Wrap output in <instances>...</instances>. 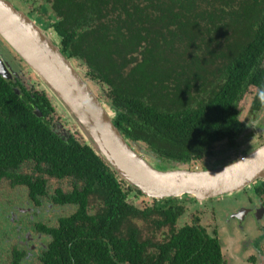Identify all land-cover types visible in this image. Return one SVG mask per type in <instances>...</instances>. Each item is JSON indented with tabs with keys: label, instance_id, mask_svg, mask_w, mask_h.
I'll return each instance as SVG.
<instances>
[{
	"label": "trees",
	"instance_id": "trees-1",
	"mask_svg": "<svg viewBox=\"0 0 264 264\" xmlns=\"http://www.w3.org/2000/svg\"><path fill=\"white\" fill-rule=\"evenodd\" d=\"M39 10L54 19L35 20L54 30L65 56L102 85L122 134L168 168L220 143L235 146L247 127L239 103L251 86L258 92L250 112L264 106V0H44ZM198 34L210 37L201 53L169 56L170 42ZM21 89L0 74V181L26 186L41 203L49 179L67 180L71 190L59 187L54 198L76 206L46 227L54 238L42 264H222L217 238L198 223H178L194 196L137 204L134 195L145 193L91 145L54 129L46 91ZM244 189L264 194V179Z\"/></svg>",
	"mask_w": 264,
	"mask_h": 264
},
{
	"label": "water",
	"instance_id": "water-1",
	"mask_svg": "<svg viewBox=\"0 0 264 264\" xmlns=\"http://www.w3.org/2000/svg\"><path fill=\"white\" fill-rule=\"evenodd\" d=\"M0 35L37 74L39 89L46 91L54 106L58 104L77 124L85 142L148 197L190 195L205 200L234 194L264 178V144L216 167H155L139 152L141 145L122 134L113 121V108L96 94L73 60L65 56L50 29L39 25L12 1L0 0ZM0 74L7 79L13 76L10 63L2 56ZM16 92L20 93L19 88ZM36 113L42 115L39 109Z\"/></svg>",
	"mask_w": 264,
	"mask_h": 264
},
{
	"label": "flooded vegetation",
	"instance_id": "flooded-vegetation-1",
	"mask_svg": "<svg viewBox=\"0 0 264 264\" xmlns=\"http://www.w3.org/2000/svg\"><path fill=\"white\" fill-rule=\"evenodd\" d=\"M12 1L17 7L24 10L17 1ZM26 12L33 16L34 19L42 15L39 9L38 14L33 9ZM41 17L44 21H48V15L47 18L45 15ZM39 25L45 27L43 23H39ZM48 28L51 29V27ZM5 43L7 44L0 36V56L10 63L13 70V76L9 79L10 83L15 90L19 88L20 93L23 92L21 89L22 87L23 89H32V87L37 89V82H33L35 79H32V76L29 75L31 69L27 65L15 63V59L12 56L14 50L10 49ZM72 60L73 62L78 61L79 65L85 67L77 58H73ZM252 87L255 88L253 91L251 90ZM249 91L253 94L250 104L252 108L253 100L258 92V87L253 85L246 93ZM254 110L255 111L252 113L249 111L250 116L248 121L256 123V127L251 129H253L256 135H258V131L264 134V106ZM242 114L241 111L240 117H242ZM64 125L63 122L60 124V122L56 123L53 121L54 129L61 136L64 138H68L71 135L75 136L71 131H67ZM247 129L248 127H246L244 132L237 138L235 146L231 147L227 143H220L214 148L213 154L206 155L199 160L207 159L206 161H210L211 165L218 164V161L224 162L222 155L227 152H230V155L227 157H238L237 153L240 150L243 149L242 151L247 154L264 144L263 141L259 145L248 149L249 147H246V145L249 144L248 140L250 138L244 135ZM220 145H226L227 148L224 149L223 147H219ZM28 164L29 163H24L21 170L25 171L24 168ZM205 164L204 162V165ZM6 179L9 178L5 177L0 181V191L1 185ZM9 180L10 184L15 188V193H12V195L11 193L3 194L0 202V264H42L50 250V245L54 238L51 231L47 230L46 227H55L60 217L69 216L71 213L50 216L49 214L53 209L65 206L55 200L53 195L54 191L50 190L49 194L45 195L41 203H36L28 194L26 186L19 185L25 187L24 189L16 188L18 185L13 184L12 179ZM71 188L72 185L70 186L68 183L67 190L69 191ZM242 194V200H230L231 202L229 203L227 212L212 207L211 202H221L229 199L213 197L199 202L204 208L206 206V209L210 210L213 215V219L209 225H207L208 222L204 221L201 214H193L191 221L182 222L183 217L188 214L192 204L196 209L194 205H196L198 200L194 197H187L185 198L186 210L183 215L179 217L178 223H186L189 225L198 223L207 230L210 237L217 238L221 243L222 264H264V194H255L249 189L242 190ZM134 197L137 202L139 198L147 196L140 195L137 197L135 194ZM209 200L211 202H207ZM12 206H16V211L14 213L11 210ZM29 206H33L34 211ZM66 206L73 208V206L69 204H66ZM230 215L232 216L230 217ZM223 216H229V221H226ZM206 264H208V260Z\"/></svg>",
	"mask_w": 264,
	"mask_h": 264
},
{
	"label": "rangeland",
	"instance_id": "rangeland-1",
	"mask_svg": "<svg viewBox=\"0 0 264 264\" xmlns=\"http://www.w3.org/2000/svg\"><path fill=\"white\" fill-rule=\"evenodd\" d=\"M19 3V5L22 6V8L26 11H29L31 9H33L37 14H38V9L44 5V0H15ZM41 13V12H40ZM45 15V14H42ZM46 16V15H45ZM34 18V17H33ZM47 18V16H46ZM51 19V21H54V19ZM50 32L52 33L53 36H55V38L59 41L58 36L56 35V33L54 32L53 29H50ZM201 33H204V30L200 31ZM1 36V35H0ZM182 37V39H179L178 37L175 39L174 43L171 45V42L168 44L169 46H171V52L169 53V51L167 50L166 53H169V56H175L178 57L176 59H183L182 55H183V51H185V58H188L187 60L190 61V59H192L195 56V48L199 51V53H201V50L198 49V45H205L209 42V35L207 34H198L196 36H193L194 39H192L191 41H188V39H186V37L184 35H180ZM2 37V36H1ZM3 38V37H2ZM4 39V38H3ZM5 40V39H4ZM6 41V40H5ZM7 42V41H6ZM6 44V43H5ZM10 49H13L11 45H9V43L7 42L6 44ZM8 49V50H10ZM14 50V49H13ZM15 59V63L18 64H22V65H27V63L17 54V52L14 50L13 51V55H12ZM78 61H74L75 66H77V68L79 69V71L81 72V74L84 76V78L90 83V85L92 86V88L94 89V91L96 92V94H98L103 100V87L102 85L98 84L97 82L93 81L92 79H90L87 75V68H85L82 65L78 64ZM149 64V63H148ZM28 66V65H27ZM192 66V65H191ZM193 67V66H192ZM30 76H32V79H35L33 82H37L36 84V88L39 89V77L37 76V74L35 72H33L32 70L29 73ZM38 80V81H36ZM255 88H251V90L253 91ZM252 92L249 91L248 93L245 94V96L242 98L241 102L239 103V106L241 108L242 111V120H247V127L248 129L245 132V136H249V144L246 145V147L253 148L257 145H259L260 143H262L264 141V134H262L261 131H258V135H256L253 131V129L251 128H255L256 127V123L255 122H249L248 118L250 116V108H251V100H252ZM105 101V100H104ZM57 104V103H56ZM264 113V112H263ZM262 113V114H263ZM263 116V115H261ZM53 121L56 123L61 124V122H63L65 125V129L67 131H71V133H73L81 142L85 141V137L83 136V134L81 133L80 129L78 128L77 124H75V122L68 117V115H66L64 112L61 111L60 106L57 104L56 105V112L53 114ZM141 145V144H140ZM140 147V146H139ZM219 147H223L224 149L227 148L226 145H220ZM139 149V152L145 157L147 158L150 162L154 163V166L157 168H161V169H165L168 168V166L166 165H161L160 162H158L157 160L154 159L153 157V153H151L146 147H144V145H141ZM243 150V149H242ZM240 150L237 155L240 157L242 155H245L246 152ZM244 152V153H243ZM233 153V152H231ZM230 155V152H227L225 154L222 155V159L224 160V162H217L218 164H213L211 165L210 161H206L205 160H194L188 164H175V166L171 167V168H188V169H192V170H196V169H204V168H209V167H216V166H220V165H225L228 163V161H230L232 159V157H227ZM204 162L206 163L204 165ZM24 170L30 171L32 172V167H30V164L26 165V167L24 168ZM49 187L50 190L54 191L55 189L62 187L64 188V190L68 189V182L67 180H56V179H49ZM16 188H25L23 186H16ZM8 193H15V188L10 184V180L6 179L3 184L1 185V191H0V202L1 199L3 197V194H8ZM247 196V195H246ZM219 197H223L225 199H229V200H224L221 202H217L214 201L211 202L210 200L207 202H211V206L212 207H216L217 209H219L220 211H228V207H229V203L231 202L230 200L232 199H239L242 200L243 198V194L242 191L236 192L234 194H226L223 196H219ZM217 198V197H214ZM151 198H147V197H141L138 199L137 204L141 205V206H145V205H149L150 203H152ZM202 200H197L196 205H194L196 207V209L193 207V204L190 206L191 209L189 210L188 214L186 216L183 217L182 222H186V221H191L193 214H201V216L204 218L205 222H208L207 225L210 224L211 220L213 219V215L211 214L210 210L206 209V206L204 208L203 205H201L199 202H201ZM73 206V208L69 207V206H61L60 208H55L51 211V213L49 214L50 216H54V215H61V214H67V213H72L75 209L76 206ZM32 208V210L34 209L33 206H29ZM13 213L16 211V206H12L11 207ZM34 211V210H33ZM229 214V213H228ZM216 216V214H215ZM232 215H230L231 217ZM225 217V216H223ZM229 216L225 217L226 221H229L230 219Z\"/></svg>",
	"mask_w": 264,
	"mask_h": 264
},
{
	"label": "clouds",
	"instance_id": "clouds-1",
	"mask_svg": "<svg viewBox=\"0 0 264 264\" xmlns=\"http://www.w3.org/2000/svg\"><path fill=\"white\" fill-rule=\"evenodd\" d=\"M259 99H260L261 103H264V91H261L259 93Z\"/></svg>",
	"mask_w": 264,
	"mask_h": 264
},
{
	"label": "bare ground",
	"instance_id": "bare-ground-1",
	"mask_svg": "<svg viewBox=\"0 0 264 264\" xmlns=\"http://www.w3.org/2000/svg\"><path fill=\"white\" fill-rule=\"evenodd\" d=\"M10 1H12V0H10ZM13 2V1H12ZM14 3V2H13ZM15 4V3H14ZM15 6L17 7V5L15 4ZM19 8V7H18ZM20 9V8H19ZM22 10V9H21ZM24 11V10H23ZM26 12V11H25ZM27 13V12H26ZM28 14V13H27ZM30 15V14H29ZM31 16V15H30ZM31 17H33V16H31ZM37 22V21H36ZM38 23V22H37ZM39 24V23H38Z\"/></svg>",
	"mask_w": 264,
	"mask_h": 264
}]
</instances>
